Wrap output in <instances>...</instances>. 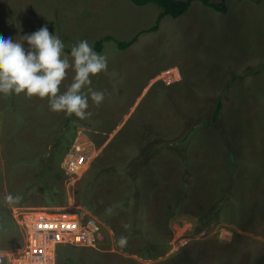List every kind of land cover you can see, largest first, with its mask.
Returning a JSON list of instances; mask_svg holds the SVG:
<instances>
[{
  "label": "rangeland",
  "instance_id": "rangeland-1",
  "mask_svg": "<svg viewBox=\"0 0 264 264\" xmlns=\"http://www.w3.org/2000/svg\"><path fill=\"white\" fill-rule=\"evenodd\" d=\"M225 5L222 14L193 1L185 13L165 15L147 31L160 11L154 4L0 0V35L14 41L45 24L65 47L138 33L125 49L113 41L102 45L108 69L92 77L91 87L104 91L105 99L99 106L89 99L85 120L50 111L47 99L0 94V264L23 243L7 194L22 196L14 206L69 205L103 223L95 248L60 245L56 264H264V0ZM73 75L69 70L62 92ZM218 100L217 122L195 125L180 152L155 151L156 159L140 172L146 191L137 225L166 249L144 258L134 252L138 239L129 250L116 248L113 229L123 224L128 201L122 168L135 141L143 144L139 139L153 134L177 140L181 125L211 117ZM81 135L93 144L92 163L73 181L62 158ZM184 185L177 211L173 195ZM50 199L53 205L46 204ZM212 205L196 231L198 217Z\"/></svg>",
  "mask_w": 264,
  "mask_h": 264
},
{
  "label": "clouds",
  "instance_id": "clouds-1",
  "mask_svg": "<svg viewBox=\"0 0 264 264\" xmlns=\"http://www.w3.org/2000/svg\"><path fill=\"white\" fill-rule=\"evenodd\" d=\"M28 47L25 48L24 42ZM108 69L107 54L94 50L88 40H80L65 53L61 38L52 34L45 24L37 31L22 36V41L0 35V94L5 97L24 94L31 99H47L49 110L65 113L85 120L91 116L89 99L99 106L105 99V92L91 87L92 77ZM71 70V83L66 90L61 86ZM22 196L7 194L4 202L13 207ZM125 229L130 225L125 224ZM117 245H127V237L121 235Z\"/></svg>",
  "mask_w": 264,
  "mask_h": 264
},
{
  "label": "trees",
  "instance_id": "trees-1",
  "mask_svg": "<svg viewBox=\"0 0 264 264\" xmlns=\"http://www.w3.org/2000/svg\"><path fill=\"white\" fill-rule=\"evenodd\" d=\"M133 4L137 6L147 5V4H154L157 6L160 11L157 14L155 24H153L151 27L147 29V31H155L158 26L160 20L165 15H170L172 17H177L183 13H185L191 3L196 0H130ZM200 1L204 6L209 7L213 9L214 11L220 12L222 14L227 13V7L225 5L226 0H219L217 2L212 0H197ZM138 33L135 34L131 39L120 41L115 38H113L111 35H105L98 40L94 42L92 47L95 51L100 52L102 49V45L106 41H113L116 45L115 47L119 50L125 49L128 46H130L137 38ZM71 46L65 47V53H70ZM222 109L220 100L216 103V105L213 107L211 111V117H191L196 122L191 123L189 126L179 127V130L181 132V135H179V138L177 140L175 139H165L162 137L157 136L156 134H153L152 136L146 139L142 140L141 143H137L135 141V152L131 151L129 154V161L126 162V165L122 168V176L125 177V193L126 196H128L127 205L126 208V215L125 220L121 226L118 228L113 229V243L116 245V248H121L117 245L116 241L120 238L121 235L127 237V245L123 248H127L129 250V247L131 243L135 241V239H138L140 241V245L136 246L134 248V252L139 254V256L144 258H153L160 256L163 251L166 249L167 244H163L160 242L158 238H153L149 236H144L143 232L141 231L140 227H138L137 222L139 223V219L136 217V212L139 208L142 207V198H143V192L146 191V184L144 183V178L140 175L141 170L152 163L155 159L157 154H163L170 152L172 149H176L180 152V149L188 140V135L191 132L194 127H197L195 125H199L202 121H206L209 123H215L218 120V115L220 114V110ZM189 118V117H187ZM187 119H185L186 121ZM69 122V119H67V124ZM205 123V122H204ZM181 128V129H180ZM144 137V136H143ZM178 143V144H177ZM138 144V145H137ZM177 144V145H176ZM185 147V146H184ZM155 151H159L155 154ZM103 171L106 172H114L111 169H103ZM97 177V176H96ZM93 180L91 179L88 181L84 189L86 191H90L91 183ZM186 191V187H181L179 189V192H176L175 195H173L174 202V209H177V211H181V207L178 206L179 204L177 202H180L182 199L179 198V201L177 200L178 197H181ZM49 203H46L47 205H53L51 199L48 200ZM217 205L219 203V200L215 202ZM214 204V205H216ZM86 205L85 208L90 209V205ZM214 205L210 206L206 213V216L204 220L201 218V216L198 217L197 225H196V231L201 230L206 222L209 219V215L214 209ZM103 222L105 221V217L100 218ZM130 225L129 228L125 229L124 225ZM152 238V239H151Z\"/></svg>",
  "mask_w": 264,
  "mask_h": 264
},
{
  "label": "built area",
  "instance_id": "built-area-1",
  "mask_svg": "<svg viewBox=\"0 0 264 264\" xmlns=\"http://www.w3.org/2000/svg\"><path fill=\"white\" fill-rule=\"evenodd\" d=\"M93 151L92 142L84 141L82 135L73 139L62 158V168L71 180L76 181L87 172L86 166L92 163ZM11 212L23 234V243L10 253L8 264H56L58 246L69 244L95 248L98 242L100 220L87 215L86 211L13 206Z\"/></svg>",
  "mask_w": 264,
  "mask_h": 264
},
{
  "label": "crops",
  "instance_id": "crops-1",
  "mask_svg": "<svg viewBox=\"0 0 264 264\" xmlns=\"http://www.w3.org/2000/svg\"><path fill=\"white\" fill-rule=\"evenodd\" d=\"M136 39H137V38H136ZM134 42H135V41H134ZM98 53H99V52H98ZM218 101H219V100H218ZM218 101H217V102H218ZM220 102H221V100H220ZM221 106H222V103H221ZM219 115H220V114H219ZM218 117H219V116H218Z\"/></svg>",
  "mask_w": 264,
  "mask_h": 264
},
{
  "label": "bare ground",
  "instance_id": "bare-ground-1",
  "mask_svg": "<svg viewBox=\"0 0 264 264\" xmlns=\"http://www.w3.org/2000/svg\"><path fill=\"white\" fill-rule=\"evenodd\" d=\"M71 206H68V208H70Z\"/></svg>",
  "mask_w": 264,
  "mask_h": 264
}]
</instances>
